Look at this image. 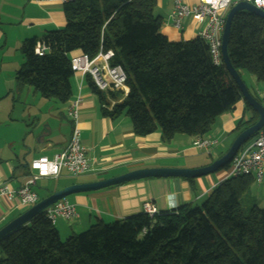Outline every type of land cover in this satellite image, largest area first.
<instances>
[{
	"label": "trees",
	"instance_id": "1",
	"mask_svg": "<svg viewBox=\"0 0 264 264\" xmlns=\"http://www.w3.org/2000/svg\"><path fill=\"white\" fill-rule=\"evenodd\" d=\"M156 3L64 4L62 29L27 39L19 48L24 63L16 74L17 85L64 104L71 96L74 74L69 54L78 50L91 59L99 51H112L109 65L125 72L127 93L118 101L121 91L100 92L87 78L102 116L110 120L126 116L140 137L156 130L166 142L176 134L204 137L214 120L242 97L224 66L212 62L199 37L173 42L160 33L162 18L153 13ZM38 43L45 47L41 56L34 53ZM227 52L239 75L244 71L264 82V19L237 12ZM107 98L114 100L110 110L104 107ZM245 110L250 117L237 123L236 133L258 119L246 102ZM252 183L249 176L226 178L199 206L186 204L152 217L141 213L99 223L64 240L40 213L0 238V264H264V211L253 198L247 208L240 205Z\"/></svg>",
	"mask_w": 264,
	"mask_h": 264
},
{
	"label": "crops",
	"instance_id": "2",
	"mask_svg": "<svg viewBox=\"0 0 264 264\" xmlns=\"http://www.w3.org/2000/svg\"><path fill=\"white\" fill-rule=\"evenodd\" d=\"M166 1L165 15L160 16L158 12L164 7V0H157L153 10L154 15L162 17L160 33L173 42L197 37L201 24L192 19L183 20L182 30L171 26L169 16L173 0ZM182 2L193 4L197 0ZM62 7L57 1L0 0V185L7 184L14 190L19 188L31 174L29 164L33 159L51 158L65 148L72 130L66 109L77 98L80 99L77 127L81 144L89 149L90 170L79 177L61 176L67 180L57 187L52 182L60 178L36 180L32 188L39 200L73 183L94 182L137 169L199 168L228 150L238 134L235 132L237 123L250 117L242 98L231 111L218 116L205 135L219 142L210 161H206L200 157L203 154L192 146L199 137L176 134L166 142L159 130L140 137L134 134L126 116L116 120L102 116L99 99L88 85L89 77L78 72L70 78L71 96L64 104L43 99L29 86H18L16 74L24 63L19 48L27 39L40 38L47 31L62 29L65 24ZM79 55L81 52L76 50L69 57ZM244 73L240 72V77L250 92ZM247 77L252 84L255 78ZM126 93L127 88L118 96V101ZM112 102L114 100L106 99L107 104ZM225 179L226 171L193 179L147 178L72 194L66 199L75 206L77 217L70 223L58 220L54 226L64 240L90 226L141 214L142 204L146 202L152 203L157 213L170 212L186 204L199 206ZM15 204L17 199L12 203L1 200L0 228L25 210L15 208Z\"/></svg>",
	"mask_w": 264,
	"mask_h": 264
},
{
	"label": "built area",
	"instance_id": "3",
	"mask_svg": "<svg viewBox=\"0 0 264 264\" xmlns=\"http://www.w3.org/2000/svg\"><path fill=\"white\" fill-rule=\"evenodd\" d=\"M57 1L62 5L72 0H32ZM248 2L252 6L264 11V0H197L196 3L188 4L182 0H173L170 13V24L176 30H182V22L185 19H192L201 24L198 33L200 40L207 48V52L215 65L222 64L221 61V35L224 28L225 16L231 6L238 2ZM45 47L37 44L34 53L43 55ZM113 52L99 51L93 58L89 59L85 55L70 57V66L73 72H78L88 76L94 87L103 93L121 91L123 93L126 81V74L120 66H110L109 60ZM260 104L264 107V91L258 93ZM80 99L69 103L66 115L72 122V130L68 143L60 152L51 158L45 156L33 159L29 164L31 174L26 182L17 189L10 188L7 184L0 185V202L2 199L13 202L17 199L15 208L27 209L39 201L37 193L33 190L36 180L41 178L58 179L61 176L79 177L85 175L90 170V160L88 158L89 149L80 142V131L77 127V114ZM114 102L104 104L108 110ZM219 145L215 138H196L192 146L211 156L212 151ZM249 176L257 184H261L264 178V125L248 141H246L232 158L227 168L226 178ZM142 211L149 217L157 213L156 208L150 202L142 204ZM45 217L52 224L58 220L72 222L76 217L75 206L66 198L58 200L48 207Z\"/></svg>",
	"mask_w": 264,
	"mask_h": 264
},
{
	"label": "water",
	"instance_id": "4",
	"mask_svg": "<svg viewBox=\"0 0 264 264\" xmlns=\"http://www.w3.org/2000/svg\"><path fill=\"white\" fill-rule=\"evenodd\" d=\"M239 11H246L264 19V11L257 9L248 2L241 1L231 6L226 13L224 28L221 35V61L229 77L235 83L243 101H245L257 113L258 119L254 124L243 129L235 136L228 150L222 156L211 161L208 165L199 168H143L103 180L86 183H73L64 186L51 192L47 197L40 199L36 204L27 208L2 226L0 228V238L27 224L36 215L44 213L48 207L56 203L58 200L67 198L72 194L96 191L110 186L147 178L177 177L193 179L214 173L229 164L239 148L254 136L264 125V107L252 97L240 75L232 67L228 57L227 45L229 41L230 26L234 15Z\"/></svg>",
	"mask_w": 264,
	"mask_h": 264
},
{
	"label": "rangeland",
	"instance_id": "5",
	"mask_svg": "<svg viewBox=\"0 0 264 264\" xmlns=\"http://www.w3.org/2000/svg\"><path fill=\"white\" fill-rule=\"evenodd\" d=\"M166 0H164V7L158 9V12H160V16H163L165 15L164 12H165V7H166ZM157 11H155L156 13ZM162 18V17H161ZM65 25V24H64ZM64 27V26H63ZM62 27V28H63ZM245 75L243 76L244 77V81L245 83L248 85L249 87V90L251 92V95H253V97L255 99L258 100V102L260 103L259 101V98H258V93L259 92H262L264 91V82H257L255 79L253 81V83L251 84L250 81H249V77L247 76H251V75H248V73H244ZM252 77V76H251ZM249 112V111H248ZM251 113V112H250ZM198 152V151H197ZM201 152L203 155H201L200 157L205 159L206 161H210L211 157L209 155H206L205 153H203L202 151H199ZM227 172V169H219L218 171L216 172ZM66 178H60L56 181H53L52 184H54V186H60L63 182H66ZM249 195L247 196H242L241 199H240V205L243 209L247 208L249 206V200L250 198H253L254 199V202H255V205L259 208V209H262L264 211V178H263V182L261 184H257L256 182L253 181L252 185L250 186V191H249ZM250 196V197H249Z\"/></svg>",
	"mask_w": 264,
	"mask_h": 264
}]
</instances>
